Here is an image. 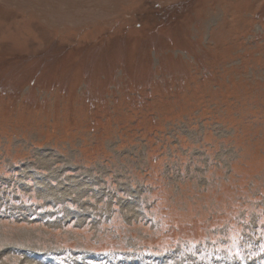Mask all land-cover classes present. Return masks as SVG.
I'll use <instances>...</instances> for the list:
<instances>
[{
    "label": "rangeland",
    "instance_id": "obj_1",
    "mask_svg": "<svg viewBox=\"0 0 264 264\" xmlns=\"http://www.w3.org/2000/svg\"><path fill=\"white\" fill-rule=\"evenodd\" d=\"M0 264H264V0H0Z\"/></svg>",
    "mask_w": 264,
    "mask_h": 264
}]
</instances>
